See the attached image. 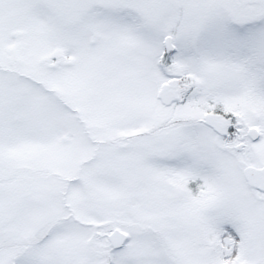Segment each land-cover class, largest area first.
Returning <instances> with one entry per match:
<instances>
[{
	"label": "snow or ice",
	"instance_id": "snow-or-ice-1",
	"mask_svg": "<svg viewBox=\"0 0 264 264\" xmlns=\"http://www.w3.org/2000/svg\"><path fill=\"white\" fill-rule=\"evenodd\" d=\"M0 264H264V0H0Z\"/></svg>",
	"mask_w": 264,
	"mask_h": 264
}]
</instances>
